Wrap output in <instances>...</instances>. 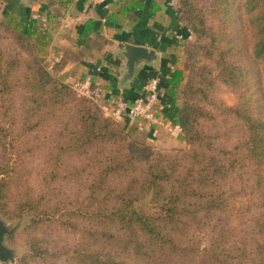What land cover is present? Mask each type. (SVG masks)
Segmentation results:
<instances>
[{"label":"rangeland","instance_id":"374dc122","mask_svg":"<svg viewBox=\"0 0 264 264\" xmlns=\"http://www.w3.org/2000/svg\"><path fill=\"white\" fill-rule=\"evenodd\" d=\"M10 1L0 0V221L14 262L0 264H259L262 168L249 151L252 118L264 120V63L250 55L244 0H173L190 35L176 50L182 118L147 127L60 78L41 51L47 38L21 34ZM42 73L94 104L115 136L88 138ZM126 208L147 225L122 223Z\"/></svg>","mask_w":264,"mask_h":264},{"label":"crops","instance_id":"0c3cea01","mask_svg":"<svg viewBox=\"0 0 264 264\" xmlns=\"http://www.w3.org/2000/svg\"><path fill=\"white\" fill-rule=\"evenodd\" d=\"M173 3V0H35L26 5L25 0H11L7 15L20 16L22 23L35 25L47 38L48 47L41 51L59 69L60 78L70 85L80 81L98 86L101 106L108 112L115 97L133 102L143 96L145 81L163 79L165 89L159 92L158 118L167 123L163 114L171 100L168 82L180 71L176 68V50L190 36L178 21ZM126 44L144 47L157 55L155 63L137 68L130 83H122L125 59L121 53ZM130 119L126 124L148 126L144 120Z\"/></svg>","mask_w":264,"mask_h":264},{"label":"trees","instance_id":"16d2710c","mask_svg":"<svg viewBox=\"0 0 264 264\" xmlns=\"http://www.w3.org/2000/svg\"><path fill=\"white\" fill-rule=\"evenodd\" d=\"M243 12L247 19L246 23H248L246 29L251 43L250 55L257 63V65H259V62L264 63V0H244ZM149 14L150 16L152 15L151 11L149 12ZM178 21L180 22L179 18ZM18 23L19 24L15 28L18 29L21 34L25 35L26 38H32V35H36V33L38 32L37 29L33 28L30 24L26 25L20 20L18 21ZM244 74L245 76L249 74L247 68L245 69ZM42 75L44 76L41 77L44 80H47L46 82L51 83L56 81H54L53 79H49L50 76L45 73H42ZM181 79L182 72L177 71L175 72L173 78L169 80V82L167 81L170 86L169 90H167V94L170 96L171 100L169 102V106L166 108L163 115L169 123H173L174 121L179 119L181 120L182 118V111L178 106L177 99L175 96V91L180 87ZM147 81L144 82L143 86L147 83ZM163 83L164 80L160 79L159 89H165ZM55 85L58 89L55 90V88H52V90L61 93V97H58L59 104L63 107H66V105L70 106L79 116L80 120H83L84 122L90 125L91 136L88 138L96 140L107 139V141H110L112 137L115 136V128L113 124L101 118L94 104L87 100L80 102L79 99L77 100V98L73 96V92H71L70 87L63 85L60 82L56 81ZM38 88L40 87L38 86ZM67 92L69 96H71V102H68L66 104L65 99H63V95ZM73 99L75 100L72 101ZM252 119V130L255 131V134L253 135V145L251 150L249 151V154L250 160L253 162V164L255 166H258L259 168H262L260 173L257 175V186L261 190L260 208L264 210V120H260L259 118L254 117ZM124 213L126 214L124 216L123 214L119 213V215H121L119 219H121L122 223H138L137 225L139 227L147 225L146 222H144V220L142 219V217H140L136 212L128 210L126 208L124 210ZM256 226L258 227V224ZM148 229L150 231V234H152V236L157 240V242L164 244L167 243V241L163 238V236H161L160 232L157 230L158 225L156 227L148 225ZM259 229V233H264V221L262 225H259ZM262 236H264V234ZM259 255L261 257L264 256V242L263 247H261L259 251ZM262 259L264 264V258H261L259 260V264L262 262Z\"/></svg>","mask_w":264,"mask_h":264},{"label":"built area","instance_id":"2783aa9c","mask_svg":"<svg viewBox=\"0 0 264 264\" xmlns=\"http://www.w3.org/2000/svg\"><path fill=\"white\" fill-rule=\"evenodd\" d=\"M159 84V78L148 81L143 87V96L133 102H127L121 97H115L110 102L111 116L117 120L131 118L156 123L160 112ZM78 86L81 91H84L85 96L93 100L99 98V90L98 93L92 91L93 86L91 83H79Z\"/></svg>","mask_w":264,"mask_h":264},{"label":"water","instance_id":"95a60500","mask_svg":"<svg viewBox=\"0 0 264 264\" xmlns=\"http://www.w3.org/2000/svg\"><path fill=\"white\" fill-rule=\"evenodd\" d=\"M26 1V0H25ZM35 0H29L26 5H30ZM125 59V76L122 83H130L135 75L136 70L143 64H153L156 61L157 55L154 51L148 50L144 47L126 44L121 53ZM13 230L7 229L2 221H0V262L13 263V251L4 245V238L6 235H11Z\"/></svg>","mask_w":264,"mask_h":264}]
</instances>
